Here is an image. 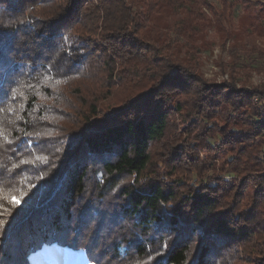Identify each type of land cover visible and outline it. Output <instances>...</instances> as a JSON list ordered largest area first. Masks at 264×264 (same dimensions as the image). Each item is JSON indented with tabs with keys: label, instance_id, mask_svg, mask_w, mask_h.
Segmentation results:
<instances>
[{
	"label": "trees",
	"instance_id": "obj_1",
	"mask_svg": "<svg viewBox=\"0 0 264 264\" xmlns=\"http://www.w3.org/2000/svg\"><path fill=\"white\" fill-rule=\"evenodd\" d=\"M219 2L0 0V264L264 259V83L237 76L239 52L264 59V4ZM209 31L235 52L220 83L197 73ZM104 87L122 99L101 116ZM181 91L190 101L169 99ZM66 108L86 125L68 136ZM174 115L193 124L177 136L187 177L164 180L148 171Z\"/></svg>",
	"mask_w": 264,
	"mask_h": 264
},
{
	"label": "rangeland",
	"instance_id": "obj_2",
	"mask_svg": "<svg viewBox=\"0 0 264 264\" xmlns=\"http://www.w3.org/2000/svg\"><path fill=\"white\" fill-rule=\"evenodd\" d=\"M210 2L215 7L216 10L219 11L221 9L219 0H210ZM259 4H264V0H259V3H257V5ZM240 15H241L240 8L236 7L235 18L237 19V17ZM235 18H234V21H235ZM206 41H208L209 43L210 41H212L213 43L209 47L207 46L206 48H203L197 51L198 52L197 53V58H198L197 64L199 66L197 73L200 74L199 75L201 76L200 78L205 83H220L223 80H227L228 69L231 67V63H232L231 55H234L235 52L232 53L229 50L228 42H226L225 45H222L223 44L222 40L220 41V39L215 38L212 31L208 32V37L206 38ZM238 56H239L238 62H239L240 68L242 69V66H247L250 69V71L246 72L245 74H243V72L240 71V74L237 75L239 77V80L240 79L243 80L246 86H256V85H260L264 83V59H259L256 57V55H251L250 57H247L248 55L244 54L243 52H239ZM256 70H260L262 73H259ZM77 81L78 80L75 79L73 82H77ZM193 86H196V85H193ZM144 87H145V90H149V83L148 82L144 83ZM106 90H108V88L104 87L100 95H94V98L97 100L96 106L98 107L99 115L101 116L111 111L112 108L116 105L117 101L119 99H122L120 98V95L117 96L118 92L113 94L111 98H108V96L104 98V95H105L104 93L107 92ZM115 90L117 89L114 88L112 89L111 92L113 93ZM191 98H192V93H188L185 91H181L180 93H176L173 96H169V99H172L174 101L179 100L181 102L190 101ZM69 102L73 104L76 103L77 104L75 105L76 108L78 109L80 108V105L78 104V102L75 101L74 103V100L72 98L69 99ZM78 112H81V111H78ZM78 112H76L77 115H79ZM63 116H67L68 120L58 119L57 124L63 126L65 130L64 134L67 136L72 134L75 131H78V129L82 126H83L82 128L86 127V125L84 124H77V125L75 124L74 126H71V124L73 123L72 121L76 119V115L74 113H70L68 108H66V112L63 113ZM191 125L193 124H186V118L180 117L177 115L173 116L166 139L164 140L163 143L158 144L156 148L152 149L153 161L151 164L152 167L148 171V175H150L151 173L150 170H151L155 172L154 173L155 175H160V177L164 180H171V179L181 180V179H184V177H187L186 165L183 163L185 159L184 158V155H185L184 147L186 145L188 146L191 143V141L187 139H185V141H181L183 140L182 139L183 137H177V136L178 135L182 136L183 135L182 130L185 131ZM215 141L216 139L211 140L210 143H213ZM77 143H78L77 139L75 138L71 141V145L74 146L73 149H75V147L77 146ZM195 149L198 150V148H195ZM159 155L167 157L168 160L171 159L170 164H168V166L166 165L168 163V160H167V163L163 164L161 162L162 159L159 158ZM200 156L204 159V156L202 154H200ZM214 162L217 163L216 161ZM59 163H60V160L57 161V166ZM171 166H173L174 170H171ZM174 166H178V167H174ZM64 170L65 169H63V172ZM250 174L254 175V173H250ZM250 174H243L242 176H244V178L247 179L250 177ZM194 178H196V176H192L191 180H193ZM239 178H241V176ZM250 180L252 181L253 184L251 183L250 185H248V188L246 189L247 192H252L256 188V184H255L256 181H253L252 179ZM192 184H194L196 188L199 187V183L196 180L192 181ZM243 200L244 202H247V200H249V196L243 198ZM241 202H242L241 199H239L237 201L238 205H240ZM173 238L174 236L172 237V240ZM263 238L264 237L257 236L254 238L255 240H253L252 243L256 242L258 239L261 240ZM238 249L240 250V248ZM256 249H258L259 253L264 254V244L263 246L261 245L260 248L256 247ZM254 252L256 251H251V248L249 249V251L245 250L244 252L237 250V253L235 254V257L231 263L234 262L235 264H264L263 262L264 259L262 260L258 258L250 259L251 257H255L256 253ZM231 254H233V252ZM231 256H234V255H231ZM237 257H239V260H237ZM48 259H49V262H46L47 261V258H46L45 262L42 261L39 264H87L82 253H71L70 255L55 253V254L50 255V258Z\"/></svg>",
	"mask_w": 264,
	"mask_h": 264
},
{
	"label": "snow or ice",
	"instance_id": "obj_3",
	"mask_svg": "<svg viewBox=\"0 0 264 264\" xmlns=\"http://www.w3.org/2000/svg\"><path fill=\"white\" fill-rule=\"evenodd\" d=\"M16 203H19V201H16Z\"/></svg>",
	"mask_w": 264,
	"mask_h": 264
}]
</instances>
